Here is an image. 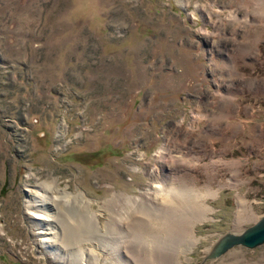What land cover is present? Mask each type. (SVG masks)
Masks as SVG:
<instances>
[{
	"label": "rangeland",
	"instance_id": "1",
	"mask_svg": "<svg viewBox=\"0 0 264 264\" xmlns=\"http://www.w3.org/2000/svg\"><path fill=\"white\" fill-rule=\"evenodd\" d=\"M43 183L84 264H198L253 225L264 0H0V264H51L25 207Z\"/></svg>",
	"mask_w": 264,
	"mask_h": 264
},
{
	"label": "bare ground",
	"instance_id": "2",
	"mask_svg": "<svg viewBox=\"0 0 264 264\" xmlns=\"http://www.w3.org/2000/svg\"><path fill=\"white\" fill-rule=\"evenodd\" d=\"M40 186L41 190H37V194L27 193L25 200L27 215L30 217V219H33L32 222L34 227V234L37 237L36 242L38 245H40L39 247L41 248L39 253L48 257V259L50 260L49 262L51 264H84V256H79L65 250L64 252H62V249L60 248L57 242L59 233L51 223L54 219L52 213L49 211L51 203L55 200H60L64 197L70 196L69 193L67 191H63L60 192L59 195L55 193V186L47 185L44 183ZM27 190L29 192V189H26L25 191L27 192ZM80 194L82 193L80 192ZM35 229L40 230L35 231ZM59 238L62 239L63 244L66 243L67 240L64 241L63 233ZM109 247L111 249L110 254L115 255L116 261H119L122 264H125V262L128 261L127 256L117 255L115 254L113 248L111 246ZM153 262L154 264H159L155 260H152V263Z\"/></svg>",
	"mask_w": 264,
	"mask_h": 264
},
{
	"label": "water",
	"instance_id": "3",
	"mask_svg": "<svg viewBox=\"0 0 264 264\" xmlns=\"http://www.w3.org/2000/svg\"><path fill=\"white\" fill-rule=\"evenodd\" d=\"M264 243V214L253 225L240 233L227 231L221 234L208 248L206 254L198 264H204L207 260H213L235 246H243L249 249Z\"/></svg>",
	"mask_w": 264,
	"mask_h": 264
}]
</instances>
